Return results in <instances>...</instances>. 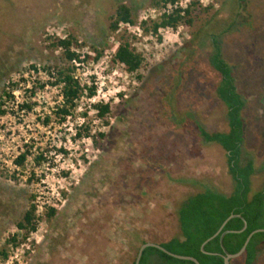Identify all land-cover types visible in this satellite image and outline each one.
Instances as JSON below:
<instances>
[{"label": "rangeland", "instance_id": "1", "mask_svg": "<svg viewBox=\"0 0 264 264\" xmlns=\"http://www.w3.org/2000/svg\"><path fill=\"white\" fill-rule=\"evenodd\" d=\"M155 1L0 0V96L6 84L16 85L0 115V251L7 253L0 264H115L120 248L127 250V231L158 242L180 236L177 210L188 197L233 192L225 151L197 129L228 130L212 34L246 102L242 160L254 161L253 192L264 185V0H179L182 9L197 2L193 25L157 32L162 17L152 18L153 10L166 6ZM119 4L131 7L134 23L111 30ZM70 36L78 42L70 48L80 56L73 75L83 93L61 121L62 86L46 69L55 74L67 65L64 49L52 43ZM124 42L144 57L138 74L114 59ZM24 102L33 103L31 111L20 108ZM100 103L110 105L103 118ZM26 149L27 161L16 166ZM40 152L47 160L38 164ZM32 203L36 229L19 230ZM49 207L56 209L51 219Z\"/></svg>", "mask_w": 264, "mask_h": 264}, {"label": "trees", "instance_id": "2", "mask_svg": "<svg viewBox=\"0 0 264 264\" xmlns=\"http://www.w3.org/2000/svg\"><path fill=\"white\" fill-rule=\"evenodd\" d=\"M179 0H156L154 5L161 3L174 4ZM245 0H239V5ZM197 9V2L193 1L185 8H176L171 14H165L159 23L153 24L155 32L161 27L176 28L178 24L184 23L186 27L193 25L192 13ZM205 10H208L205 9ZM238 16V14H237ZM232 21L230 27L235 24ZM120 23H134V15L131 7L126 4H119L116 7L115 14L113 15L110 23V29L116 30ZM211 41V65L213 69L220 76V83L216 89L219 99L223 102L227 109V122L228 130L226 132H208L202 126H197L199 134L204 142L216 143L225 151L228 171L234 181V189L230 194H222L213 190L206 189L188 197L177 210V218L179 228L181 231L180 236H174L168 240H161L160 242L152 240L139 239L135 231H127L126 239H128L127 250L120 248L121 254L116 259L115 264H135L140 246L146 242L157 243L168 251L185 256L195 257L200 264H225L223 259V249L220 242L219 234L216 238L211 240L205 246V251L211 253H203L201 250L202 244L213 236L221 227L223 222L231 215L238 214L240 217L232 218L223 228V231H238L244 226L243 219L247 222V228L243 232H229L223 239V245L229 253H237L243 247L247 237L254 230L264 228V185L260 190H252V177L255 174L256 168L252 159L243 163L242 152L245 140V119L243 111L246 102L242 94L238 90L237 78L234 67L229 64L222 53V48L215 34L210 35ZM72 43H78L77 40L70 36L66 39L57 38L53 41V46H60L64 49L67 65L56 66L53 74L49 68L47 72L51 77L55 78L53 85H61L63 102L57 106L55 111L56 116L61 121H64L67 116L74 114L77 101L83 93V87L80 82L75 78L74 74V61H80V56L71 51ZM97 50V49H96ZM98 51V50H97ZM100 54L99 52L97 53ZM97 55V56H98ZM97 58V57H96ZM114 59L126 66V70L130 74H138L139 70L143 67L144 57L131 49L128 42L120 43L118 46ZM35 71L38 69L32 66ZM139 79L141 76L136 75ZM14 83L9 82L3 87L0 96V115H4L6 110L3 105L6 99L13 98ZM33 93V91H32ZM95 94L94 89H89V96ZM33 103L24 102L20 106L22 110L31 111ZM98 116L104 117L110 112V105L97 104L95 105ZM49 117H45L44 122H49ZM86 134H89V127H84ZM82 133L79 131L78 136ZM103 135H101L102 137ZM28 148L31 146H27ZM27 148V149H28ZM19 154L14 164L18 167L24 166L25 162L30 155L29 150ZM36 163H41L47 160L43 152H40L34 157ZM56 214L54 207H49L46 212V217L51 219ZM19 230H26L27 232L36 229V205L31 204L29 209L24 213L22 219L17 222ZM13 238L12 240H14ZM264 242V232H258L253 235L247 248L242 256L231 260L241 259L243 264H255L260 245ZM122 246V244H121ZM213 253V254H212ZM0 255L7 256L5 251H0ZM155 258V263L153 259ZM112 261V260H111ZM113 262H110L112 264ZM140 264H195L190 260H182L172 257L164 251L148 247L144 250Z\"/></svg>", "mask_w": 264, "mask_h": 264}, {"label": "water", "instance_id": "3", "mask_svg": "<svg viewBox=\"0 0 264 264\" xmlns=\"http://www.w3.org/2000/svg\"><path fill=\"white\" fill-rule=\"evenodd\" d=\"M234 217H240L242 218L241 215H236V214H231L224 222L223 224L221 225V227L218 229V231L213 235L211 236L209 239H207L201 246V250L203 253H207V254H211L207 251H205V246L207 245L208 242H210L211 240H213L214 238H216L219 234H221L220 236V242H221V246H222V249H223V259H224V263L225 264H231V260L233 259H236V258H239L240 256H242L247 248V245L249 244L251 238L253 237L254 234L258 233V232H264V229H258V230H255L253 232H251L249 234V236L247 237L243 247L240 249V251H238L237 253H229L224 245H223V239L225 237L226 234H228L229 232H243L246 230L247 228V222L243 219L244 221V226L241 230H238V231H223V228L225 227V225ZM148 247H155V248H158L162 251H164L165 253H167L168 255L172 256V257H175V258H178V259H182V260H190V261H193L195 264H200V262L195 258V257H192V256H185V255H178V254H175V253H172L170 251H168L166 248H164L163 246L157 244V243H154V242H146L144 244H142L138 250V254H137V257H136V260H135V264H140V261H141V258H142V255H143V252L146 248ZM213 254V253H212Z\"/></svg>", "mask_w": 264, "mask_h": 264}, {"label": "built area", "instance_id": "4", "mask_svg": "<svg viewBox=\"0 0 264 264\" xmlns=\"http://www.w3.org/2000/svg\"><path fill=\"white\" fill-rule=\"evenodd\" d=\"M165 6H166V7H164L161 11L153 10V16H152V18H155V17H157V16H159V17H163L165 14L169 15V14H171L176 8H178V7H179V8H183V7H182V4H180L179 1L176 2V3H174V4L167 3ZM122 24H125V25L128 26V27H130V25H131V24H128V23H120L119 26L122 25ZM137 29H139V27H137ZM65 38H67V37H63L62 39H65ZM70 49H71V48H70ZM71 51L77 53V52L74 51L73 49H71ZM77 54H78V53H77ZM78 55H79V54H78ZM74 62H77V61H74ZM75 78H76V77H75ZM76 79H77V78H76ZM93 96H94V95H93ZM44 206H45V205H43V203H42L41 205H37L38 213H39V212H42V211L45 209ZM17 252H18V251H17Z\"/></svg>", "mask_w": 264, "mask_h": 264}, {"label": "crops", "instance_id": "5", "mask_svg": "<svg viewBox=\"0 0 264 264\" xmlns=\"http://www.w3.org/2000/svg\"><path fill=\"white\" fill-rule=\"evenodd\" d=\"M263 244H264V242L260 245V247H259V252H258V255H257V259H256V261H255V264H258L259 262H261V260H262V253H263ZM235 261V260H234ZM234 261H233V264H234Z\"/></svg>", "mask_w": 264, "mask_h": 264}]
</instances>
